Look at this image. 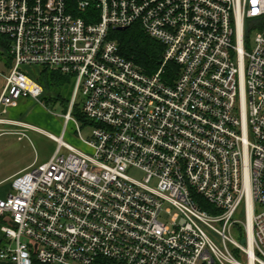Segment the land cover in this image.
<instances>
[{
  "label": "built area",
  "instance_id": "2783aa9c",
  "mask_svg": "<svg viewBox=\"0 0 264 264\" xmlns=\"http://www.w3.org/2000/svg\"><path fill=\"white\" fill-rule=\"evenodd\" d=\"M133 26L164 47L153 75L111 38ZM4 48L0 137L38 130L7 115L42 104L48 68L89 152L43 132L56 153L0 195V261L264 264V0H0Z\"/></svg>",
  "mask_w": 264,
  "mask_h": 264
},
{
  "label": "rangeland",
  "instance_id": "374dc122",
  "mask_svg": "<svg viewBox=\"0 0 264 264\" xmlns=\"http://www.w3.org/2000/svg\"><path fill=\"white\" fill-rule=\"evenodd\" d=\"M256 34L253 33L250 37L251 47L254 46ZM8 60L0 54V72H6V65ZM40 68L37 67L32 70L33 76H38ZM4 86V79L0 76V91ZM63 98L57 101L49 99L42 104L33 100H21L20 108L17 113H20L19 119L24 121L26 118L32 124H35L41 130L56 136H62L65 133L64 141L74 148L89 152L84 148V144L79 139L76 133L77 127L74 122L66 125L64 115L68 112V102H71L74 92V84L72 81L63 85L57 91ZM50 98V97H48ZM29 103V105L24 106ZM13 109H9L7 117L12 116ZM30 116V119L28 118ZM81 127V136L84 138L90 137L92 129L90 126ZM65 131V132H64ZM27 137L19 140L18 136L4 135L0 137V195H3L10 189L12 180L16 174L24 171L33 163L38 165L46 163L56 153L58 144L54 142L49 136L38 130H27ZM68 154L66 150L61 152ZM129 175L139 181H143L144 174L136 169L129 172ZM260 211V209H258ZM165 219H168L166 217ZM217 244H221L219 238L213 237ZM5 243H3L4 245ZM2 245V246H3ZM245 262V259L243 260Z\"/></svg>",
  "mask_w": 264,
  "mask_h": 264
},
{
  "label": "trees",
  "instance_id": "16d2710c",
  "mask_svg": "<svg viewBox=\"0 0 264 264\" xmlns=\"http://www.w3.org/2000/svg\"><path fill=\"white\" fill-rule=\"evenodd\" d=\"M111 38L118 43L121 55L133 61L148 75H153L159 70L163 59L164 47L161 43L148 37L139 26L130 27L125 31H112ZM0 54L8 60L6 65L7 71V69L11 68L13 59L5 48L0 50ZM177 70L178 67L175 64H168L166 77L164 78L167 80V77ZM69 81H71L69 76L44 68L39 77V82L44 88L42 102H47L49 99L54 101L62 99L63 97L60 94L53 91H57V89L69 83ZM73 114L83 126L91 125L79 108L74 109ZM197 201L202 209L208 210L210 208L203 198L199 197ZM35 264L38 263L35 262Z\"/></svg>",
  "mask_w": 264,
  "mask_h": 264
},
{
  "label": "crops",
  "instance_id": "0c3cea01",
  "mask_svg": "<svg viewBox=\"0 0 264 264\" xmlns=\"http://www.w3.org/2000/svg\"><path fill=\"white\" fill-rule=\"evenodd\" d=\"M29 70V69H28ZM32 71V70H31ZM39 74H41L40 72H39ZM27 105H29V103L28 104H26L25 103V105L24 106H27ZM19 108H20V102L18 103V106L17 107H14V108H11V109H13V111H12V116L11 117H9L10 119H13V120H16V121H20V122H23V123H26V124H28V125H30V126H32V127H35L36 129H38V130H40V131H42V132H45L44 130H41L40 128H38L35 124H32L31 122H29L28 120H26V118L25 119H23L24 121H21L20 119H19V116L21 115L20 113H17V111L19 110ZM29 119H30V116L28 117ZM45 133H48V132H45ZM48 134H50V133H48ZM51 135H53V134H51ZM54 136H56V135H54ZM56 137H59V136H56ZM84 148H85V145H84ZM87 149H88V147H86ZM81 151V150H80ZM88 151H89V149H88ZM53 157V156H52ZM51 157V158H52ZM50 158V159H51ZM20 173V172H19ZM18 173V174H19ZM17 175V174H16ZM15 175V176H16ZM2 240H3V234H2V232H1V228H0V244H1V242H2ZM0 264H13V263H11V262H2V261H0Z\"/></svg>",
  "mask_w": 264,
  "mask_h": 264
},
{
  "label": "water",
  "instance_id": "95a60500",
  "mask_svg": "<svg viewBox=\"0 0 264 264\" xmlns=\"http://www.w3.org/2000/svg\"><path fill=\"white\" fill-rule=\"evenodd\" d=\"M120 31H125L126 29H119Z\"/></svg>",
  "mask_w": 264,
  "mask_h": 264
}]
</instances>
